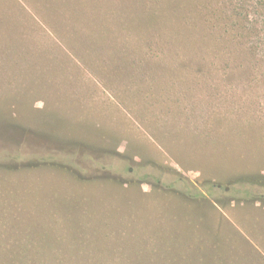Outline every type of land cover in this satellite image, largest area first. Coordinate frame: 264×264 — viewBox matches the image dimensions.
Segmentation results:
<instances>
[{
	"label": "rangeland",
	"instance_id": "1",
	"mask_svg": "<svg viewBox=\"0 0 264 264\" xmlns=\"http://www.w3.org/2000/svg\"><path fill=\"white\" fill-rule=\"evenodd\" d=\"M17 2L0 264H264V0Z\"/></svg>",
	"mask_w": 264,
	"mask_h": 264
},
{
	"label": "trees",
	"instance_id": "2",
	"mask_svg": "<svg viewBox=\"0 0 264 264\" xmlns=\"http://www.w3.org/2000/svg\"><path fill=\"white\" fill-rule=\"evenodd\" d=\"M16 2H17V0H16ZM18 3V6H16L15 8H14V10L16 11L17 9H19V10H21V9H23V7H25L24 6V4H19V2H17ZM26 8V7H25ZM27 10V9H26ZM125 14H127L126 13V11H123ZM7 15L10 17L11 16V13H9V12H7ZM14 15L15 16H18V12H14ZM1 17H2V22L0 23L1 25H3L4 26V28H5V26L6 25H11V29H12V31L13 32H18L19 34L21 33V34H26L27 33V28H26V26L25 25H21V27L19 26H16L13 22H11V23H8V20H4L5 18L1 15ZM126 22H124V23H121L120 24V26H121V29H123V30H126V28H125V26L127 25V24H125ZM113 23H111V24H109V25H112ZM139 28H141V27H139L138 25H133V26H129L128 27V29L127 30H129V29H131V30H133V31H135L136 33H138V32H148V29H139ZM3 29V28H2ZM127 30L126 31H116V29H114V27H111V26H103L102 27V29H99V28H97V27H95V26H92L91 27V32H92V34L93 35H96V34H99L100 33V35H102V39H106V40H110V39H112V38H118V37H126V38H131L130 36H129V34L127 33ZM140 30V31H139ZM3 31H5V30H3ZM12 32V33H13ZM9 34H11V31H9ZM124 34V35H123ZM120 39L121 38H118V39H115V40H117V42L118 41H120ZM118 47V46H117ZM116 47V48H117ZM106 48H107V45H106ZM108 48H111V46L110 47H108ZM251 183H252V181H251ZM242 240L244 241V242H246L247 244H248V242H247V240H245V237H243L242 236ZM17 254H18V257H20V259H21V250H19L18 252H17ZM11 257V256H10ZM218 258V257H217ZM223 262H225L224 264H228V260H222Z\"/></svg>",
	"mask_w": 264,
	"mask_h": 264
},
{
	"label": "crops",
	"instance_id": "3",
	"mask_svg": "<svg viewBox=\"0 0 264 264\" xmlns=\"http://www.w3.org/2000/svg\"><path fill=\"white\" fill-rule=\"evenodd\" d=\"M245 240H247V239H245ZM247 242H248V240H247ZM243 243V242H242ZM246 243V242H245ZM242 244V245H244V248H245V245H247V243L246 244ZM246 248H247V250L248 251H250L251 250V246L249 247L248 245L246 246ZM248 257V256H247ZM264 257V256H263ZM249 259L248 260H250V257H248ZM248 264V263H247Z\"/></svg>",
	"mask_w": 264,
	"mask_h": 264
}]
</instances>
